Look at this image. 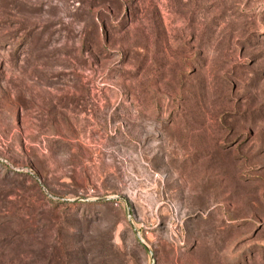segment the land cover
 <instances>
[{"label": "rangeland", "instance_id": "374dc122", "mask_svg": "<svg viewBox=\"0 0 264 264\" xmlns=\"http://www.w3.org/2000/svg\"><path fill=\"white\" fill-rule=\"evenodd\" d=\"M0 264H264V0H0Z\"/></svg>", "mask_w": 264, "mask_h": 264}]
</instances>
